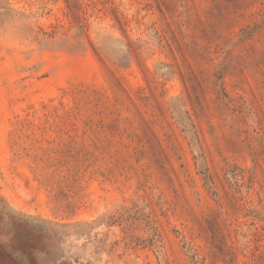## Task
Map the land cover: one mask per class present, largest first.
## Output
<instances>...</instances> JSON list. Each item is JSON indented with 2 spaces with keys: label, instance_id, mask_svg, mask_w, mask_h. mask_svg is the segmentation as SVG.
Wrapping results in <instances>:
<instances>
[{
  "label": "rangeland",
  "instance_id": "1",
  "mask_svg": "<svg viewBox=\"0 0 264 264\" xmlns=\"http://www.w3.org/2000/svg\"><path fill=\"white\" fill-rule=\"evenodd\" d=\"M0 264H264V0H0Z\"/></svg>",
  "mask_w": 264,
  "mask_h": 264
}]
</instances>
